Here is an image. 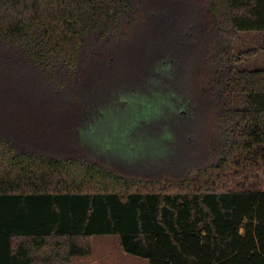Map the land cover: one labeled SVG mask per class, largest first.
<instances>
[{"label": "trees", "instance_id": "16d2710c", "mask_svg": "<svg viewBox=\"0 0 264 264\" xmlns=\"http://www.w3.org/2000/svg\"><path fill=\"white\" fill-rule=\"evenodd\" d=\"M246 31L264 0H0V264H264Z\"/></svg>", "mask_w": 264, "mask_h": 264}, {"label": "rangeland", "instance_id": "374dc122", "mask_svg": "<svg viewBox=\"0 0 264 264\" xmlns=\"http://www.w3.org/2000/svg\"><path fill=\"white\" fill-rule=\"evenodd\" d=\"M264 33L260 31H246L239 34L235 42V52L240 53L249 49L259 48V52L240 64L242 69H264ZM139 93L133 94L137 99ZM136 105V104H134ZM176 126L175 123H172ZM123 156H125L123 154ZM252 162L253 173L264 180V157L261 154L249 156ZM258 179H255L251 187H256ZM73 264H149V259L127 252L118 234H95L93 236L92 253L84 257H75Z\"/></svg>", "mask_w": 264, "mask_h": 264}, {"label": "clouds", "instance_id": "9594fccd", "mask_svg": "<svg viewBox=\"0 0 264 264\" xmlns=\"http://www.w3.org/2000/svg\"><path fill=\"white\" fill-rule=\"evenodd\" d=\"M166 139H169L170 140V139H172V137L169 135V136L166 137Z\"/></svg>", "mask_w": 264, "mask_h": 264}]
</instances>
